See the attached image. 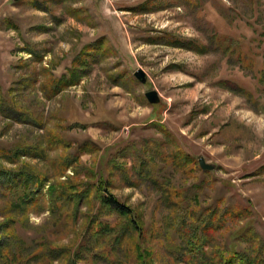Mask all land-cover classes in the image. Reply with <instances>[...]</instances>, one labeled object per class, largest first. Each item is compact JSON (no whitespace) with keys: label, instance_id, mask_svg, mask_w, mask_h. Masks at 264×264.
I'll list each match as a JSON object with an SVG mask.
<instances>
[{"label":"rangeland","instance_id":"1","mask_svg":"<svg viewBox=\"0 0 264 264\" xmlns=\"http://www.w3.org/2000/svg\"><path fill=\"white\" fill-rule=\"evenodd\" d=\"M213 32L237 39L255 61L256 74L264 67V0H0V169L25 166L46 177L38 194L43 210L16 216L15 234L24 243L47 239L71 249L76 240L88 246L80 232L88 223L85 206L68 229L55 230L46 211L51 172L67 155H76L82 167L76 182L106 180L110 194L142 220L152 264H196L174 248L182 241L173 233L164 187L189 193L201 187L195 207L247 208L248 217L228 221L213 234L206 254L223 249L229 232L245 222L264 243V76L258 82L235 53L209 43L207 51L196 53L148 42L150 36H173L206 44ZM98 39L97 54L78 62L79 51ZM73 67L82 68L75 71L78 82L47 98V81L69 76ZM137 68L146 74L144 83L132 75ZM221 79L248 89L252 100L219 87L215 81ZM151 89L159 98L154 104L144 97ZM157 123L169 140H163ZM56 139L61 143L48 145ZM84 141L95 143L91 155L77 152ZM159 141L164 143L158 155ZM15 145H31L37 154L9 158ZM173 147L197 170L171 164L166 157ZM145 157H150L142 170L147 176L137 175L133 167ZM199 158L215 166L207 176ZM71 174L67 169L59 180ZM7 203L0 197V205ZM97 216L102 223L116 218L104 210ZM107 237L89 252L108 249ZM251 240L239 241L238 249L249 248ZM121 247L108 249L114 264H127ZM98 258L96 264H107Z\"/></svg>","mask_w":264,"mask_h":264},{"label":"trees","instance_id":"2","mask_svg":"<svg viewBox=\"0 0 264 264\" xmlns=\"http://www.w3.org/2000/svg\"><path fill=\"white\" fill-rule=\"evenodd\" d=\"M143 5L145 7L146 4ZM148 39L149 43L180 47L196 53L207 51L209 43L214 47L213 49L228 52V55L235 53L238 64L257 77L258 82L262 80V75L264 76V67L260 68L256 74L257 68L253 58L247 56L240 49V42L237 39L226 34L220 35L213 32L206 44L194 39H182L173 36L165 38L150 36ZM99 47V39L85 45L77 54L76 59L80 63L88 61L89 58L97 54ZM27 53L33 54L34 52L29 49ZM80 69L82 70V68L73 67L67 77L50 78L47 81V92L50 94H46V97L54 95L64 87L75 85L79 80L78 73L75 71ZM215 83L221 88L244 97L246 100H252V93L232 80L221 79L215 81ZM42 85L40 90L44 93L45 89ZM156 127L158 132L162 134L164 141L171 138L165 129L160 126V123H157ZM164 141H159L155 144L156 147L154 146V152H157L158 155L163 149ZM60 143L61 141L56 139V142L50 141L48 145L54 146ZM95 148L96 145L92 141H84L76 147V150L78 153L91 155ZM36 152L31 145H15L9 158L33 157L37 154ZM149 158H141L139 167L137 169L135 166L133 167L137 175L144 174L147 176V172L144 173L142 170L147 168L145 163ZM166 159H170L171 164L180 165L188 171L197 170L196 167L193 170L194 167L191 166L193 163L188 159V156L177 148L170 149ZM77 160L76 155L58 158L57 165L50 175L53 181L45 190L48 197L46 211L49 212L52 218L55 230L68 229L79 218L80 208L85 206L87 208L86 219L88 223L80 232L82 236L84 235L83 240L87 239L89 241L88 246L83 242L78 244L76 240L71 244V249L54 246L47 239L33 245L24 243L15 234L14 225L19 220L16 216L20 213V217H26L30 208L36 213L43 210L41 203L38 202V194L46 177L25 166H20L16 170L0 169V197H7L8 199L7 204L0 205V264H52L62 260L64 261L63 264H80L79 262L82 259L88 261L87 264H96L95 260L98 257L107 264H111L115 260L110 259L109 250L120 248L121 244L120 250L127 264H152L151 251L144 246L145 243L143 242L142 220L131 208L124 206L110 194L108 191L110 184L106 180L98 177L95 182L92 181L91 183L76 182L80 173L78 170L82 168L76 164ZM9 163H13V159H10ZM75 165L76 167H73ZM67 169L71 170V176H66L65 181H60L59 178L64 176ZM87 171L91 170L87 169ZM89 173L91 174L90 178L95 177L94 172ZM122 175L124 177V174ZM204 175L207 176L208 172H205ZM146 178L158 184L152 177ZM164 188V202L170 205L169 216L171 222H173V233L177 234L182 241L181 245L174 247L178 255L183 258L187 257L188 261L193 259L196 264H264V243L257 238L252 225L247 222L240 228L229 232L223 249L215 248L213 252H211V249L210 253L206 254L207 249L205 248L209 247L213 234L223 229L228 221L235 222L238 219L248 217L250 213L247 208L237 205H225L223 207L207 205L202 207L199 204L195 207L194 204L198 201L201 187H197L196 191L194 190L191 193L168 187ZM95 204L97 205L96 213L91 214L93 208L96 207ZM100 210L114 213L116 215L115 220L111 223L100 222L97 216ZM105 237L108 238L106 241L108 245L105 243V247H108L109 250L103 248L100 251L101 254L90 253L93 244H96L98 239ZM245 239L255 240V243L249 248L238 249L239 241ZM85 254L86 257H83Z\"/></svg>","mask_w":264,"mask_h":264},{"label":"water","instance_id":"3","mask_svg":"<svg viewBox=\"0 0 264 264\" xmlns=\"http://www.w3.org/2000/svg\"><path fill=\"white\" fill-rule=\"evenodd\" d=\"M13 2H16L18 0H12ZM133 77L139 82V83H144L146 80V74L143 72L142 69L137 68L133 73H132ZM144 97L147 100L148 103L150 104H154L157 103L159 101V98L157 96V93L155 90L151 89V90H147L146 92H144ZM197 165L199 167V169L202 172H208V171H212L214 169V165L213 164H207L204 162V160L202 158H199L197 160Z\"/></svg>","mask_w":264,"mask_h":264}]
</instances>
